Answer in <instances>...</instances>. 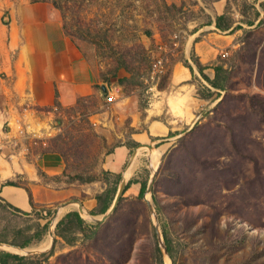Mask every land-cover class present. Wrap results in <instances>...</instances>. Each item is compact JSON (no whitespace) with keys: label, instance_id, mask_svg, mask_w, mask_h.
Listing matches in <instances>:
<instances>
[{"label":"rangeland","instance_id":"obj_1","mask_svg":"<svg viewBox=\"0 0 264 264\" xmlns=\"http://www.w3.org/2000/svg\"><path fill=\"white\" fill-rule=\"evenodd\" d=\"M263 7L264 0H0V185L26 189L31 205L24 211L0 195V244L19 248L14 241L47 224L22 253L0 252L33 264H264ZM33 65L69 68L64 95L72 102L59 103L57 87L48 92L42 81L27 94ZM20 124L38 137L18 134ZM121 145L129 152L114 173L106 160ZM146 145L161 153L155 169ZM45 152L60 158L56 174L36 165ZM130 166L126 181L147 188L154 177L151 190L138 196L140 184H131L98 224L106 212L95 197H112L110 208ZM72 202L90 218L77 208L59 214ZM70 212L84 230L73 222L62 239L56 224ZM50 233L46 250H31Z\"/></svg>","mask_w":264,"mask_h":264},{"label":"crops","instance_id":"obj_2","mask_svg":"<svg viewBox=\"0 0 264 264\" xmlns=\"http://www.w3.org/2000/svg\"><path fill=\"white\" fill-rule=\"evenodd\" d=\"M217 16L220 15V13L216 14ZM215 17L214 21H213V25L216 26V18ZM213 58V55L208 54L206 56H203L202 58H199V61H202L201 63H203V61L209 62L211 61V59ZM52 68H44V69H39L38 65L35 66L33 65V67L30 70L29 76L34 80L36 79L35 82H32V84L30 83L31 80H28L26 83V87H27V94L30 93V91L33 92V88H35L36 86H38L39 81H42V84H46L48 85L47 90L49 92V90H52V88L55 89V87H57V91L59 94V98H56L57 101L61 104L64 103H70L72 102V100L74 98H69L70 96H68V98L66 97V95H64L65 89H68L69 87H72L71 85H69L70 79L71 78V70L68 68V71H64L65 69L62 68V70H60L58 72V70L55 69L54 65H52ZM31 88V90H30ZM71 89V88H70ZM71 91V90H70ZM72 92V91H71ZM63 93V94H62ZM67 93V92H66ZM32 94V93H31ZM73 95H75V93H72ZM70 93V95H72ZM69 95V94H67ZM55 98H20V103H31V102H38V103H53ZM12 114L8 115L7 112V119L9 120L10 118L12 119ZM4 122H6V120H4ZM3 122V123H4ZM11 130V129H10ZM42 145H44L45 143H41ZM129 149L124 146H118L114 149V151L112 152V154L110 155V159L106 160V165H107V169L116 173L118 172V170H120L122 168V166L125 163V158L128 155ZM36 165L40 167V169H42L43 171H45L46 173L49 174H56L60 168H61V160L60 158H58V156L55 155V153L53 152H45L42 153L38 156V158L36 159ZM18 173H22V170L19 171ZM12 174V170L7 168L5 170L1 171V179H8L10 177V175ZM126 176H124V178L126 179L127 174L125 173ZM135 186V184H134ZM139 192V190H138ZM0 195L1 197L8 202L9 204L13 205L14 207H17L21 210H29L31 208L30 205V201L27 195V191L26 189L18 186V185H13V186H2L0 187ZM1 245H5V246H9L6 244H1ZM10 247V246H9ZM12 250H8L11 252H14L13 247H10ZM2 249V248H1Z\"/></svg>","mask_w":264,"mask_h":264},{"label":"trees","instance_id":"obj_3","mask_svg":"<svg viewBox=\"0 0 264 264\" xmlns=\"http://www.w3.org/2000/svg\"><path fill=\"white\" fill-rule=\"evenodd\" d=\"M263 11H264V7H263ZM222 18V16L217 17L216 18V26L220 27L219 24V20ZM211 84L216 87L215 82H211ZM139 183L140 187H139V192H138V196H142L145 192L146 189V184L145 183H140L136 180H129L126 184L125 190L128 189V187L131 184H136ZM117 184V182H116ZM14 183L12 182H5L3 184L0 185V187L2 186H13ZM116 192V187L113 189V193L115 194ZM96 201L97 203H101L100 209H99V213H104L106 212V210L109 208L110 206V202H111V198H107L104 194H100L97 195L96 197ZM73 222H75V224L78 226V230L79 231H83L84 230V221L83 219L79 216V214L77 212H70L67 213L57 224H56V235L61 237L62 239H65V236L63 235V232L66 230H70V224H72ZM46 225H43L41 227V229L39 230V234L36 233L34 235H30L27 236L26 238H24L22 240V242H13V244L15 246H18L19 248H23L27 245H29V243L34 239L39 237V235H41L45 230H46ZM16 248V247H15ZM18 248V249H19ZM0 264H33V259L32 258H25L23 256H19L17 254H12L9 252H0Z\"/></svg>","mask_w":264,"mask_h":264},{"label":"bare ground","instance_id":"obj_4","mask_svg":"<svg viewBox=\"0 0 264 264\" xmlns=\"http://www.w3.org/2000/svg\"><path fill=\"white\" fill-rule=\"evenodd\" d=\"M174 110H175V113L177 114V115H183L184 114V112H183V110L181 109V108H179V107H177V105L174 107ZM146 147H147V149L149 150V159H151V161H152V164H153V168L155 169L156 168V166L158 165V163H159V159H160V156H161V153L159 152V151H156V150H153V148H152V146L151 145H146ZM142 148V147H141ZM135 160V159H134ZM131 163H132V161H131ZM133 166V165H132ZM132 166H130V167H128V169H127V171H126V174H127V176L129 175V174H131V172H132ZM127 178V177H126ZM147 202H148V200H146ZM148 206H149V204H148ZM150 207V206H149ZM69 208H77L78 209V211H79V213H81L82 214V216L83 217H85V218H90L89 216H88V214L85 212V209L81 206V204L80 203H75V202H72V203H67V204H64L62 207H60L59 208V214H61L62 212H64L65 210H67V209H69ZM101 219V218H100ZM51 238H52V233H50L47 237H46V239H45V241L42 243V245H40V246H37L35 249H31L32 251H39V250H43V249H45L46 250V248H48L49 247V243H50V241H51ZM0 248H2V249H6V250H12L9 246H5V245H1L0 244ZM13 248V247H12ZM14 250V252H16V253H22V251H23V249H18V248H13ZM166 264H169L168 262H166Z\"/></svg>","mask_w":264,"mask_h":264},{"label":"built area","instance_id":"obj_5","mask_svg":"<svg viewBox=\"0 0 264 264\" xmlns=\"http://www.w3.org/2000/svg\"><path fill=\"white\" fill-rule=\"evenodd\" d=\"M152 67H153V70L155 72H160L163 69V60H162V58L155 59L153 64H152ZM116 93H117V90H116V92L115 91H109L107 93L108 96H106V95L104 96L105 97V101L108 102V103L115 102ZM29 133H31L30 134L31 136L29 135ZM29 133L27 134V127L26 126L23 127L21 124L19 125L18 134H20V135L26 134V135H29L32 138H37L38 137L34 130H31V132H29Z\"/></svg>","mask_w":264,"mask_h":264},{"label":"water","instance_id":"obj_6","mask_svg":"<svg viewBox=\"0 0 264 264\" xmlns=\"http://www.w3.org/2000/svg\"><path fill=\"white\" fill-rule=\"evenodd\" d=\"M103 92L105 93V88H102ZM153 180H154V177L150 180L146 190L147 191H150L151 188H152V184H153ZM126 184H127V181L126 179L123 177L119 183V186H118V190L116 192V195H115V198L113 200V203L111 205V207L106 211V213L104 215H102L101 219L100 220H95V222H97L98 224H101L112 212L113 210L115 209L117 203L119 202L120 198L122 197L124 191H125V187H126ZM148 203V202H147ZM149 204V203H148ZM150 206V205H149ZM79 212V211H78ZM17 248V247H16ZM21 249V248H20Z\"/></svg>","mask_w":264,"mask_h":264}]
</instances>
